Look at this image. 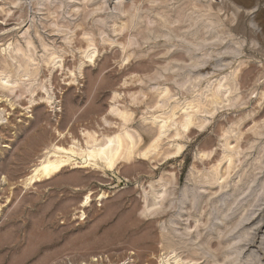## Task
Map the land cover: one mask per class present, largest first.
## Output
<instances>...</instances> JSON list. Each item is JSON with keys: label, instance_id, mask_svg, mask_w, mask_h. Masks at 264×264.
<instances>
[{"label": "rangeland", "instance_id": "374dc122", "mask_svg": "<svg viewBox=\"0 0 264 264\" xmlns=\"http://www.w3.org/2000/svg\"><path fill=\"white\" fill-rule=\"evenodd\" d=\"M0 184V264H264V0H0Z\"/></svg>", "mask_w": 264, "mask_h": 264}, {"label": "bare ground", "instance_id": "6f19581e", "mask_svg": "<svg viewBox=\"0 0 264 264\" xmlns=\"http://www.w3.org/2000/svg\"><path fill=\"white\" fill-rule=\"evenodd\" d=\"M95 26H97V25H95ZM189 52H191V51H189ZM181 54L179 56L183 57V55H181ZM173 55H175V54H173ZM188 55H189V53L187 54V56ZM162 133H164V131H161V135H162ZM10 145L11 144L6 145L5 148L10 149V147H11ZM129 151H130V149H129L128 145L125 146L124 143L122 144V153L120 155H118V153H113L111 148H109L108 151L102 150V151H99L100 153H95L94 151H92V152H87V151L77 152V151H75V147H73V146H71L70 148H65L62 146L54 145L53 146V153H49V156H46L45 158L41 159L36 165H34V168L31 171V173L27 174L28 176L24 180H21V183L25 184V186L30 185V184H37V183L41 182L42 179L48 180L54 176H57L59 173H62L63 171L68 169L70 166L79 164V163H75L74 158H73L74 156H78V155H80L82 157V159H84L83 166H81L79 168H90V169L92 168L94 170H96V169L102 170L103 169V171H105L104 173L106 174V172L113 171L116 168L118 170L119 165L121 164L118 161L122 158V156H124V158H126L127 155L129 154ZM178 152H179V150H178ZM142 156H144V155H142ZM99 161L102 162V165L99 164ZM2 182H1V184L4 183L7 187H9V186L14 187V189L19 186V184L17 185L16 182L11 183L9 180H6V178H5V182H3V183ZM1 184H0V186H1ZM4 188H6V187H4ZM6 189L8 190V188H6ZM5 191L6 190L2 191V194L0 193V196H2V198H3V195H5L7 193V192L5 193ZM90 201H91L90 196H87L85 198L83 206L87 205ZM0 209H2L1 203H0Z\"/></svg>", "mask_w": 264, "mask_h": 264}]
</instances>
